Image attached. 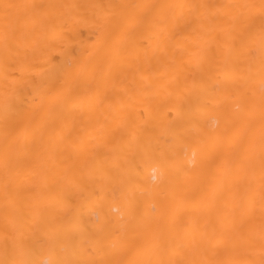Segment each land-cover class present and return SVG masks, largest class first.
Wrapping results in <instances>:
<instances>
[{
    "label": "bare ground",
    "instance_id": "bare-ground-1",
    "mask_svg": "<svg viewBox=\"0 0 264 264\" xmlns=\"http://www.w3.org/2000/svg\"><path fill=\"white\" fill-rule=\"evenodd\" d=\"M0 264H264V0H0Z\"/></svg>",
    "mask_w": 264,
    "mask_h": 264
}]
</instances>
